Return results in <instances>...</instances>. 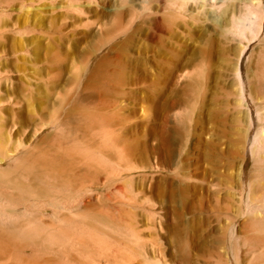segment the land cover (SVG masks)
<instances>
[{"label": "rangeland", "instance_id": "rangeland-1", "mask_svg": "<svg viewBox=\"0 0 264 264\" xmlns=\"http://www.w3.org/2000/svg\"><path fill=\"white\" fill-rule=\"evenodd\" d=\"M144 1L34 0L24 39L10 30L0 39L9 77L0 80V131L22 142L16 160L38 153L52 177L47 190L14 195L15 205L92 238L78 253L52 245L60 261L33 242L17 254L60 264H264V15L228 31L230 13L240 18L259 1L264 13V0H231L223 12ZM84 146L105 159L81 164Z\"/></svg>", "mask_w": 264, "mask_h": 264}, {"label": "bare ground", "instance_id": "bare-ground-1", "mask_svg": "<svg viewBox=\"0 0 264 264\" xmlns=\"http://www.w3.org/2000/svg\"><path fill=\"white\" fill-rule=\"evenodd\" d=\"M7 0H5L6 3ZM10 1V0H8ZM7 3H11L12 0L10 2ZM144 1V0H141ZM168 1L167 4L170 2L171 6L172 4L177 7V9H180V7L186 3H188L189 1H192V3H195L197 5V7L203 8L204 6L208 5L211 9L212 12H219V11H226L228 9H226V6L228 4L229 1L231 0H165ZM19 5L20 8H24V13L22 15V17L19 18V16L17 17H13L11 12L12 9H14V7L12 8L11 6H13V4L9 7V5H6L4 2L0 3H4L5 5L0 4V9H2V11L0 12H5L7 11V14H3L0 15V39H4L3 37L6 33V31H13L16 34L15 39H17V36L20 37V35H22L21 33H24L26 31L27 28V21L29 20V15L32 14L30 13L32 6L31 3L34 2V0H17L16 1ZM146 2V1H144ZM242 2V1H240ZM164 3V2H163ZM238 3V2H237ZM258 4H256V6L252 7V5H247V7L245 8L244 6V12L242 14V16L239 18L237 15L233 16L234 13H230L232 8L228 13H230V25L228 28V31L231 34H238L240 33L241 29L246 27V26H251L254 23H257V20L260 21V18L262 20L263 17H261L262 15H264L263 13V6H262V1L257 2ZM243 4V3H242ZM170 5V4H169ZM181 5V6H180ZM234 5V4H233ZM34 6V5H33ZM143 6V5H142ZM145 6V5H144ZM147 6V5H146ZM178 6H180L178 8ZM189 6V5H188ZM35 7V6H34ZM170 7V6H169ZM145 9V7H143ZM172 8V7H171ZM174 9V7H173ZM176 9V8H175ZM208 9V8H207ZM206 9V10H207ZM226 9V10H225ZM233 11V10H232ZM17 12V10H16ZM39 12V11H38ZM207 12V11H206ZM28 13V14H27ZM34 13V12H33ZM211 13V12H210ZM209 13V14H210ZM14 14V12H13ZM20 14V13H19ZM214 14V13H213ZM227 14V13H226ZM28 15V16H27ZM228 16V15H227ZM226 16V17H227ZM33 18V16H32ZM227 18V21L229 20ZM33 20V19H32ZM31 18L30 21L32 22ZM35 21V20H34ZM259 23H262L261 21ZM33 24V22H32ZM32 24L30 23V25L32 26ZM38 24V23H37ZM229 24V23H228ZM263 25H259L256 30H252V31H257L258 29L260 30L259 27H261ZM30 27V26H29ZM252 27V26H251ZM31 28V27H30ZM30 31V30H29ZM248 31V30H247ZM228 32V33H229ZM246 32V31H245ZM259 32V31H257ZM13 33V35L15 36V34ZM31 33V32H30ZM226 33V32H225ZM255 33V32H254ZM7 34V33H6ZM9 34V33H8ZM229 35V34H228ZM23 36V35H22ZM8 37V36H7ZM6 37V38H7ZM18 37V38H19ZM24 37V36H23ZM22 37V38H23ZM26 37V36H25ZM5 38V41H6ZM21 38V37H20ZM19 38V40H20ZM21 38V39H22ZM9 38H7L8 40ZM24 39V38H23ZM11 40V39H9ZM3 41V40H0ZM4 41V42H5ZM11 43V42H9ZM8 43V44H9ZM7 45V44H5ZM5 45L3 44V42H0V50L5 49ZM14 46V45H13ZM17 46V45H16ZM15 46V47H16ZM12 47V46H11ZM18 47V46H17ZM22 47V46H19ZM8 48V47H7ZM10 48V47H9ZM13 48V47H12ZM244 48V46H243ZM246 48V47H245ZM15 49V48H14ZM7 50V49H6ZM4 51V50H3ZM13 52V51H12ZM2 53V51H1ZM5 53V51H4ZM3 53V54H4ZM8 54V52H7ZM6 54V55H7ZM8 57V56H7ZM5 60V59H4ZM1 61V60H0ZM3 61V60H2ZM7 63V61H6ZM2 64V62H1ZM3 64L6 66V64L3 61ZM3 66V65H1ZM0 66V67H1ZM8 67V66H7ZM5 68V67H3ZM1 67V70L4 71ZM8 69V68H6ZM3 71H0L1 73ZM7 71V70H5ZM8 71H10V69H8ZM7 71V72H8ZM6 74V72L0 74V80H6L9 77H3V75ZM10 74V73H9ZM7 75V74H6ZM9 76V75H8ZM2 78V79H1ZM7 81V80H6ZM9 81V80H8ZM5 82V81H4ZM10 82V81H9ZM1 83V82H0ZM7 84V83H5ZM2 95V94H0ZM6 99H8L7 97H5ZM5 98H1L0 97V101H2L1 99H5ZM7 101V100H5ZM3 103V102H2ZM1 105H4L2 104ZM5 104H7V102H5ZM4 106H0V110L1 108H3ZM2 111V110H1ZM1 113V112H0ZM1 115V114H0ZM1 119V118H0ZM1 124V123H0ZM12 123H10L11 125ZM9 125V126H10ZM2 126V124H1ZM5 126V124H4ZM13 127V125L11 126ZM4 128V130L2 131L3 134L4 132H6L3 136L2 132L0 131V161H9L6 164V167L4 168H0V264H57L60 261V249L58 248L62 243H69L72 247L73 250L76 251L78 253L79 248L78 245H81L82 243H84V241H86V239H92L91 238V234L87 231L86 234H84V231H82V229H77V225L76 227H69V232L68 230L63 231L60 227V223L58 224H47L44 221H42L40 214H33V208L32 206L30 208H32V213H29L28 210H26L27 208H21L19 205H15V202L17 201L14 197V195L20 197H26L29 195H33V194H37L38 192H41L43 190H47L48 187L51 185L50 180L52 179H47L46 175V171L44 164L41 163L40 160H36L35 157L37 158V156H33L32 158H30L28 155H26V157H21L19 158L20 160H16L14 158V154L15 153V149L18 148V146L21 145L20 142H14L13 140V136H12V131L11 129H6ZM1 130V129H0ZM16 132V129H15ZM2 140H4L3 142V148L1 149V144H2ZM111 140V139H109ZM77 143V142H76ZM75 143V144H76ZM80 143V142H78ZM72 143V145H75ZM24 145V144H23ZM104 145V144H103ZM102 145V147H103ZM64 146V145H63ZM82 146V145H81ZM100 146V145H99ZM66 147V146H65ZM64 147V148H65ZM75 147V146H74ZM91 147V146H90ZM95 147V146H94ZM20 148V147H19ZM18 148V149H19ZM22 148V147H21ZM62 148V147H61ZM60 148V149H61ZM72 148V147H71ZM107 148V147H106ZM111 148V147H110ZM25 149V148H24ZM70 149V148H69ZM75 149V148H74ZM112 149V148H111ZM20 150V149H19ZM28 150V149H27ZM37 150V149H36ZM56 150V149H55ZM64 150V149H63ZM106 150V149H105ZM30 151V150H29ZM77 150H75L76 152ZM35 152V151H34ZM42 152V151H41ZM56 152V151H55ZM60 152V151H59ZM32 153V152H31ZM47 153V152H46ZM51 154V152H49ZM68 153V151H67ZM79 153L81 154L79 157H81L80 163H84L87 166H92L93 164H96V160L100 161L104 158V155L95 151V150H91L87 147H82L79 150ZM33 154V153H32ZM77 154V153H76ZM30 155V153H29ZM53 155V154H52ZM57 155V154H55ZM54 155V156H55ZM75 155V154H74ZM19 156V155H18ZM25 156V154H24ZM47 156V155H46ZM45 156V157H46ZM63 156V155H62ZM69 157V156H68ZM44 158V157H43ZM42 158V159H43ZM38 159V158H37ZM41 159V157H40ZM46 159V158H44ZM50 159V158H49ZM59 159V158H58ZM62 158H60L61 160ZM105 159V158H104ZM103 159V160H104ZM126 159V158H125ZM13 160V163H12ZM106 160H110V159H106ZM128 163L130 162L129 160H127ZM127 161H125L127 163ZM10 162L12 163L11 166H9ZM55 162V161H54ZM53 162V163H54ZM91 162V163H90ZM103 162V161H102ZM101 162V163H102ZM105 162V161H104ZM79 163V164H80ZM121 163V162H120ZM1 164V163H0ZM105 164V163H104ZM117 164V163H116ZM46 165V164H45ZM51 165V164H50ZM57 165V164H55ZM130 165V164H129ZM48 166V165H47ZM52 166V165H51ZM50 166V167H51ZM95 166V165H94ZM99 166V164H98ZM97 167V166H96ZM127 167H130L127 165ZM153 167V166H152ZM151 167V168H152ZM87 169V168H86ZM89 169V168H88ZM48 170V169H47ZM50 170V169H49ZM48 170V171H49ZM53 171V170H52ZM48 173V172H47ZM19 175L23 176L24 178L19 179ZM44 176V177H43ZM60 176V175H59ZM57 182V181H56ZM54 184V183H53ZM64 186V185H63ZM55 187H57V185H55ZM54 187V189H56ZM74 187V186H73ZM121 187V185H120ZM119 188V186L117 187V189ZM122 189V187H121ZM8 190V192L6 191ZM78 190V189H77ZM119 190V189H118ZM117 190V191H118ZM48 192V191H47ZM51 192V190H50ZM119 193V192H118ZM34 196V195H33ZM28 198V197H27ZM36 198V197H35ZM34 198V199H35ZM118 199V198H117ZM72 200V199H71ZM39 201V200H38ZM38 201L36 203H38ZM113 201V200H111ZM29 202V201H28ZM41 202V201H39ZM17 203V202H16ZM84 203V202H83ZM23 204V203H22ZM30 204V203H29ZM35 204V203H33ZM37 204H35V207ZM46 205V204H44ZM25 206V205H24ZM34 206V205H33ZM43 208V207H42ZM29 209V208H28ZM38 209V208H37ZM31 210V209H29ZM37 212V211H36ZM84 213V212H83ZM58 214V213H57ZM82 214V213H81ZM80 214V215H81ZM85 214V213H84ZM78 215V214H77ZM53 217V215H52ZM88 217V216H87ZM56 220L60 221L58 217H53L52 220ZM78 218V217H77ZM82 218V217H80ZM75 219V218H74ZM73 220L76 221V220ZM51 220V221H52ZM63 220V219H62ZM90 220V219H89ZM79 221V220H77ZM81 221V220H80ZM85 221V220H83ZM88 221V220H87ZM100 221V220H99ZM261 221V220H260ZM62 222V221H60ZM102 222V221H101ZM50 223V222H49ZM78 223V222H77ZM76 223V224H77ZM89 223V221H88ZM91 223H93L91 221ZM104 223V222H103ZM110 223V222H109ZM85 224V222H84ZM101 224V223H100ZM106 224V222L104 223ZM96 225V224H95ZM107 225V224H106ZM105 225V226H106ZM99 226V225H97ZM110 226V225H109ZM113 226V225H112ZM93 227V226H92ZM115 227V226H114ZM259 227V224H258ZM91 229V228H90ZM89 229V230H90ZM87 230V229H86ZM93 230V229H92ZM91 230V231H92ZM110 230V229H109ZM96 231V230H95ZM33 242L36 244H39L42 249V251H48L50 252V250L52 249V245L54 246H58V247H54L51 252H53L55 254V259H59V261L57 262H52L55 259H51L50 260V256L49 259L44 257H40L39 259L35 260V261H31L29 260V258L25 257L23 254L21 256H18L17 254V248L19 246H26L28 243ZM96 242V241H94ZM66 243V244H67ZM62 244V245H63ZM37 245V246H39ZM65 245V244H64ZM83 245V244H82ZM50 246L48 249L47 247ZM101 246V245H100ZM101 248V247H100ZM136 251L141 255L142 259L146 260V256H145V251H144V247L142 244L137 243L136 242ZM102 250V248H101ZM43 253V252H42ZM46 254V253H45ZM49 254V253H48ZM54 254L52 255L54 258ZM43 255V254H42ZM41 255V256H42ZM33 256V255H31ZM47 257V256H46ZM116 259V258H113ZM158 264H167V262L163 261V260H159V262H157ZM60 264V263H59ZM120 264H128L127 261H122Z\"/></svg>", "mask_w": 264, "mask_h": 264}]
</instances>
